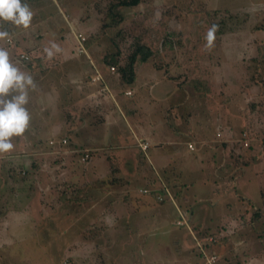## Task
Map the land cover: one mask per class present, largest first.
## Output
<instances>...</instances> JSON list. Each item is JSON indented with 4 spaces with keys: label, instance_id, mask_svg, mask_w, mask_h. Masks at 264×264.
Returning <instances> with one entry per match:
<instances>
[{
    "label": "rangeland",
    "instance_id": "obj_1",
    "mask_svg": "<svg viewBox=\"0 0 264 264\" xmlns=\"http://www.w3.org/2000/svg\"><path fill=\"white\" fill-rule=\"evenodd\" d=\"M113 2L115 1L28 0L26 4L33 12L30 26L25 29L10 22L7 36L11 43L2 38L0 48L9 52L14 65L30 74L27 69L25 71L21 68L16 54L20 50V45L26 42L25 34L33 36L36 42L44 39L46 33L42 35L43 29L37 26L40 21H45L46 17L50 16L49 33L56 39L60 37V33L66 36L71 33L73 21L81 24L79 28L86 38L92 37L88 39L90 42L87 43V47L98 68L100 65L97 64L101 63L104 52L110 55L116 52L124 59L131 52L130 46L140 37L142 39V23H146L140 15L141 7L129 8L122 11L123 20L118 26L102 30L105 13ZM148 3L156 8L157 17L164 6L173 8L175 18L169 21V25L186 34V38L190 40L187 41L189 46L182 51L183 53L179 50L175 52V48L172 51H168L167 48L160 52L154 50V56L138 66L136 77L130 85L134 93L127 99L128 103L135 105L132 112L127 110L124 103H117L115 106L108 93H105L106 96L103 97L105 105L100 104L92 115L95 118L93 126L80 125L82 131H79L81 134L78 137L79 140L83 138L85 143L102 146V149L94 150L92 156L84 163L79 161V149L70 155L75 174L85 170V175L83 176L82 172L80 178L88 182L92 180L89 178L92 171L96 176L103 175V172H106L105 167L110 164L108 157L112 149L109 146L111 143L114 144L115 140L118 142L126 139L132 131L138 132V129L143 128V132L153 134L154 139L160 142L169 135L175 136V132L180 138L181 134L190 128L203 137V141L196 140L195 143L203 149L198 158L191 162L186 157L175 160V152L172 153L174 158L170 163L173 169L177 168L181 181L172 186L174 191L179 192L175 202L177 201L183 210L186 209V215L188 206L180 203V200L183 196L189 199L193 217L199 223L211 219H217L218 222L220 218H224L221 223H226L228 219L230 224L228 226L236 228L229 234L218 237L215 244L222 264H264V150H260V144L264 141V59H262L264 0H149ZM56 4L62 12L58 10ZM86 5L90 9L85 11ZM149 19L150 15L146 20ZM74 28L78 29L75 25ZM211 29L222 31L218 36L217 32L214 33L215 40L218 41L221 37L218 48L213 50L214 53L204 47L202 42ZM64 43H60L62 49L66 47ZM68 43L71 45V42ZM46 44L50 47L55 45L54 42ZM43 46L44 48L36 47L32 50L30 46H26L24 51L30 55L28 65L33 70V74L30 75L37 87L35 90H29V103L26 107L31 118L29 128L22 135L24 138L13 137L11 142L14 144L17 142L18 145L14 146L10 153L0 156V182H6V178L10 176L16 178L15 182H26L32 177L33 182H40L46 187L50 184L55 185L61 188L59 189L61 191L66 188L62 177L69 173V165H62L59 169L61 162L58 157L63 156L54 155L51 149L58 148V145L52 147L47 141L59 138L67 124L68 132L65 134H71L69 127L74 126L75 121L81 118V114L76 116L73 113V108L61 109L59 105L65 87L77 83L78 79L86 76L90 67L88 60L76 53L69 57L70 63L65 64L64 58L61 57L59 58L61 61L58 62L56 58L61 54L49 57L47 53L49 49L45 44ZM192 49L201 52L197 54ZM71 58H74L72 62ZM255 59L259 61L255 62ZM149 64L154 68H150ZM66 67L72 71H66ZM196 72L199 75L197 77ZM164 75L171 80L164 79ZM105 77L109 84L118 83L115 73ZM91 78L88 76L92 82ZM203 78L206 80L204 87L197 88L195 84L199 80H204ZM66 114L69 121H65ZM219 129L224 131V138L230 139L231 134L237 140L240 136L238 132L241 134V131L247 130L254 148L241 147L236 141L234 145L229 142L230 150H226L227 154L216 153L214 146H221L223 143L212 140L210 135L214 137L216 130ZM89 130L91 134L87 133ZM117 133H120V137ZM28 136L33 138L30 141L26 140ZM72 143L77 142L72 139ZM166 146L167 148H164L170 151V143L167 142ZM151 148L154 149L153 146ZM29 150L36 153L30 155ZM168 153H160L163 154L162 160ZM233 154L237 159L232 157ZM155 156L158 154L155 153ZM136 157L138 160L142 158ZM125 163L127 161H124ZM23 166L25 174L19 171L21 176L16 177L17 168L21 167L22 170ZM96 166L99 167L98 171L94 169ZM172 168L166 170L165 180L168 183L171 181L168 177ZM63 169L67 170L66 173ZM71 173L73 174L72 171ZM33 174L35 176H32ZM136 182L143 181L138 178ZM205 182H215L217 185L223 184L228 187L224 190L221 186L211 193L208 191L210 186ZM230 182H237L238 185L229 186ZM182 184L187 188H181ZM7 185L10 186L11 193L0 195V200L12 196V192L15 191L13 182L9 181ZM137 185L138 183L133 182L128 187ZM71 188L73 186L68 185L67 189L71 195L68 196L67 203L75 204L76 200L72 198L76 195L72 193L76 187ZM260 191L263 201L260 199ZM242 192L245 194L244 197L240 194ZM42 197L40 193L39 199ZM44 202L47 204L48 199H44ZM172 205L175 209L174 204ZM127 207L125 204V208ZM24 208L28 209L27 206ZM13 209L11 208L7 216L6 213L0 215V264H132L125 260L126 253L120 254L119 244L125 246L123 238L120 240L109 234L111 238L109 242L95 246L94 240L102 237H91V233L84 232L88 239L90 237L92 239L90 242L84 240L81 232L88 229L87 225L81 226L80 232L73 226L69 227L68 220L71 217L75 218L72 211H67L66 216L58 213L50 218L51 213L47 212L49 209L47 207L43 209L41 204L35 207L31 205L28 211ZM44 214H48L47 221L50 219L55 221L51 226L44 221L45 225L37 228L33 222L34 218L38 219L42 215L45 216ZM84 222L81 221L82 224ZM210 232L216 233L211 230ZM173 233L170 231L163 236L149 233L142 239L140 233L135 237L131 235L133 238L129 237L131 242L128 247L132 250L130 256L134 258L136 264L139 257L143 264H175V256H186L192 251L191 258L195 261L193 239L180 242L175 248V243L171 242L175 237ZM148 245L157 248L156 251L153 252ZM124 250L127 252L126 248ZM181 259H178L177 264L185 263V259L179 262Z\"/></svg>",
    "mask_w": 264,
    "mask_h": 264
},
{
    "label": "crops",
    "instance_id": "obj_2",
    "mask_svg": "<svg viewBox=\"0 0 264 264\" xmlns=\"http://www.w3.org/2000/svg\"><path fill=\"white\" fill-rule=\"evenodd\" d=\"M56 7L60 12H62L57 4ZM88 9L90 8L86 5V8L84 7V10L86 11ZM50 20H51L50 16L46 17L45 21L44 20L40 21L37 26L40 27V29H43L42 35H45L46 33L45 37L43 36L44 39L42 41L36 42L33 40L34 38L33 36H29L25 34L24 40L26 42L25 44L23 43V45H20V50L17 49V51L19 50V52L16 54V56H19V54L21 53H25L24 51H26L25 50L26 46H30L29 48L30 50H32V48L35 49L36 47L44 48L43 45L45 44V46L52 51L53 53L52 57L59 53L61 54L58 55L56 58L58 59L57 60L58 62L61 61L59 59L61 57L62 59L64 58V61L66 62L65 64L70 63L69 57H73L74 53L77 54V52L74 51L76 47L74 33L82 32V30L79 28L81 24L73 21V24H71V33L68 34V36L60 33V37L56 39V37L51 36L49 33L51 31L50 30L51 27L49 26L48 23ZM74 25L78 29L74 28ZM28 39H30L31 42H29ZM46 42L47 43L54 42L56 47L55 48L50 47L48 46V44H46ZM62 42H65L64 44H66V47L63 49L61 47L62 45L60 44ZM68 42H71V45ZM67 44L70 46V48H68L69 46ZM58 47L59 50L57 51ZM23 48L24 50H22ZM41 57L42 56H40V59ZM86 59L88 60V65L90 67L88 74L82 77L81 79H78L77 83L70 84V86L68 85L67 87H65L61 96L62 102L59 105L61 109L73 108L72 109L73 113L76 116L81 114V118L79 117V119L75 121V124H73L74 126L69 127L72 131L71 134L69 135L65 134V132H68L67 126L69 124H67L65 125L66 131L64 130V133L59 138L53 139V140H58V142L55 143L54 141L53 145H50L48 143V145L52 147L55 144L58 145V148H53L51 150L54 153V155L63 156V158L58 157V160H60L61 162V167H59V169L62 168V165L65 166L69 165V173L67 174V176L62 177V180H65V183H67L65 185H68V183L72 184L73 188L71 189H74L76 187L74 189L75 194L73 193V195H76V198H78V196L81 197V200L76 199V201H74L77 207V214L75 215L74 220L85 221L83 224L80 223V226H84V224L88 225L90 222H93V224H99L100 226H105L103 227L104 228L103 230L107 229L105 231L113 234L114 237L123 238L126 247H129L131 238L138 236L139 233L141 234V239H142L144 236H146L149 233L151 235L153 233H157V236H163L165 235V233L167 235L171 231V233L174 232L173 235L175 236L174 240H172L171 242L175 243V248H177L180 242L184 243L185 241H189L191 240L192 237L188 229H186L183 226H177L175 224V220L178 216L176 214L173 205L168 200H165L162 203H158L154 200L153 196L150 193L148 194L142 193L139 190L143 188L146 189L158 188L160 186V182L167 183V181L165 180V178H167L166 170L173 167L170 163V161L172 162V158H174L172 156L173 152H175V158H174L175 160H177V158L179 157L180 158L186 157L190 162L193 161L194 159H197L199 153H201L203 148L201 146L200 147L197 146L195 143H197L196 140L198 142L200 140L203 141V137L199 135L197 132L195 133L192 129L187 128L184 131V133L181 134L180 138H179V134L175 132V136L169 135L167 139L162 138L163 140L161 139L160 142H157L154 139V135L143 132V128L138 129V132L132 131L130 133V136H127L126 139L124 140L121 139V141L118 140V142L115 140L114 144L111 143V146H109V148L112 149V151L110 152V156L108 157V161L110 164L105 167L106 172L105 173L103 172V175L96 176L92 171L91 172L92 176L89 177L92 180L90 182H88L85 179L82 181V179L80 178L81 177L80 174L83 172V176H84L85 170L75 174L76 171L72 166L73 161L69 158V156L75 153L77 149H79L80 150L79 158L84 151H88L91 157L94 150H98V148L102 149V146H94L92 144L85 143L86 141L83 142L84 140L83 138L79 140L78 137H80L81 134L79 133V131H82L80 125L87 124L93 126L95 122V118H93L92 115L96 110V108L100 107V104L105 105V101L103 100V97L106 96L105 95L106 92L102 93L100 91V84L91 82L90 79H88V76L91 78L95 74V69H96L102 75L106 86L108 87V85L109 86L112 85L108 87L110 92L107 95L110 97L111 102L115 106H117V103H124L125 105H127V110H129L130 112L134 110V106H135L134 103L127 102V99L130 98L134 93L130 85L119 89L118 87L115 86V84H109L105 76L106 75L109 76L111 73L108 71L106 66L102 65V62L97 64L102 66V67L99 66V68L101 69L100 70L93 62V59L90 57V54H89V58ZM72 60H74V58L70 59L71 62ZM20 65L22 69L24 70L27 69L30 74H33V70L29 67V65L25 67L22 66V63H20ZM149 67L154 68L152 65H150ZM155 69H160V68H155ZM65 70L66 71L68 70L67 67L65 68ZM51 71L52 69H50V72ZM68 71L71 72L72 70L69 69ZM163 77L166 80H171L170 78H167L166 75H164ZM127 91H130V94H125V92ZM66 117L67 118L65 119V121H69L70 119L67 114ZM216 132H221V136L217 137ZM216 132L214 134V137L212 135H210V137L212 138V140L215 139V141L217 142L219 141V143H223V145H221L222 147L216 145H215L216 147L214 146V148L216 149V153L218 152V154L219 153L227 154L226 150H230L229 149L230 147L228 146L229 142L232 143V145H234L236 143L237 138L235 136H231L230 134L229 135L230 139H226L224 138L223 130L219 129L216 130ZM87 133L91 134L92 132L91 130H89ZM117 134L120 137V133ZM26 138H27L26 140L30 141L31 138L33 137L28 136ZM62 138H65L67 141L64 145L60 144V139ZM72 139L77 143H72ZM49 140L52 139H48V141ZM141 142H147L146 149H142L141 147H139V144ZM167 142L170 143V151L166 149ZM188 142H192L194 144L195 147L194 150H190L187 148ZM16 145H18L17 142L13 146ZM152 146L154 147V149L151 148ZM161 152L163 154L165 152H169L164 160H162L163 154H160ZM34 153L36 152L35 151L30 152L29 150L30 155L31 154L33 155ZM155 153L158 154L157 157L155 156ZM0 156H4V154ZM136 156L142 158L138 160ZM232 157L237 159V156H235L234 154ZM62 161L68 163H64ZM124 161H127V163L124 164ZM23 168L21 170L20 167L18 168V170H21L22 172L26 171L25 166H23ZM54 169L57 168L54 167ZM94 169L95 171H98L99 167L96 166ZM176 169L172 168L170 170L171 173H169L170 177H168V180L170 181L171 179V181L169 182L171 187L174 186L176 182H181L180 174L176 171ZM63 170L66 173L67 170L66 169ZM71 171L73 172V174L72 173L70 174ZM32 176H35V174H33ZM6 177H8V175H6ZM31 178L26 180V182H15L14 180L16 178H11L10 176V178L9 177L6 178L5 180L6 182H0V188L1 187L4 188L5 186L1 185L4 184L6 185L7 189H10V186L7 185V182L11 181L14 183L15 185L14 194H17V196L21 198V200L16 204V208L19 210L26 209L24 208V206L27 205L41 204L43 206L45 205L44 199L54 200V198L60 194L59 189H57L55 185L50 184L46 187L43 184L41 185L40 182H33L34 180ZM138 178H141L143 182H136ZM133 182L138 183V185L135 187H128V185L130 184L131 186V183ZM80 183L82 184L80 185ZM205 183L208 186H210V190L208 191L211 193H214L216 188L220 189L221 186L224 190L226 187H228V186H223V184L217 185L215 182H205ZM182 185L181 188H185V189L187 188V186H184V184ZM231 185L237 186L238 183L230 182L229 186ZM80 192L81 195H79ZM40 193L41 195H43L41 199L42 202H40L39 199ZM240 194L243 195V197L245 195L243 192ZM69 195L71 194L70 192H68L67 189V195H66L67 201L69 199L68 198ZM177 196L179 197V195ZM62 198L64 200L65 196H63ZM260 199L263 201L261 195H260ZM66 200H64L65 204L58 207L53 212H51L50 210L47 211L48 213H51L50 218H53V216H55V214L57 213H62V214L65 213L66 216L67 214L66 211H63L65 208H68ZM181 200L183 201L181 202ZM181 200L180 203L186 204L188 206L186 207L187 208L186 219L188 220V223L193 230H204V231L218 230V232H220V235L224 236L226 234H229L234 229H236L235 227L228 226L230 225L228 219H226V223H221V221H224V218H220L219 219L220 221L218 220V222L217 219L216 220L211 219L210 221L199 223L198 220L193 217L191 203L189 202V199L183 196ZM125 204L128 205L127 208H125ZM28 209L24 211H28ZM60 209L63 210L60 211ZM172 224L174 227L170 226ZM131 235L133 237H131ZM129 237L131 238L129 239ZM148 246L152 249L153 252H155L157 249V248L154 249L150 245ZM129 250L132 251L131 249ZM193 253L194 256L196 257L195 261L194 259L191 258V254H192L191 251V254L186 256L183 255L181 257L175 256V264H177V261L180 258L182 259L179 262L185 259L184 264H196L198 262V257L194 251Z\"/></svg>",
    "mask_w": 264,
    "mask_h": 264
},
{
    "label": "trees",
    "instance_id": "obj_3",
    "mask_svg": "<svg viewBox=\"0 0 264 264\" xmlns=\"http://www.w3.org/2000/svg\"><path fill=\"white\" fill-rule=\"evenodd\" d=\"M27 1L28 0H21V2L25 3V4ZM114 1L115 2H113L112 4H110L108 6V9L105 13V17H104L103 23L101 25L102 30H107L109 28H113V27L118 26L121 23V21L123 20V12L122 11L129 9V8L132 9V8L141 7L142 10L140 12V15L142 16L143 21H145V23H146V24L142 23V25H143V28H142L143 32L141 34L142 39L140 37L136 42L133 43V45L130 46L131 52L129 54H127L124 57V59L121 58L120 56H118V53H116V52L113 53L112 55L104 52V56H102V60H101L102 65H105L111 74L115 73V75H116L118 83H116L115 86L118 85V87L122 88L124 86L131 85L135 79V75H136L138 66L141 63L146 62L148 59L153 57L154 56V53H153L154 50H155V52H160L162 49L167 48L168 51H172L173 48H175V52H177L178 50L180 52H182V51L186 50V48L189 46V45H187V44H189L187 42L189 39L186 38V34L182 31L171 28L169 25V21L171 19L175 18V12L173 11L172 7L164 6L160 10L159 16L157 17L155 14L156 8L153 5H150L148 3L149 0H114ZM148 15H150L149 21L146 20ZM10 26H11L10 22L0 20V30H2V31L4 30L6 32H9ZM214 33H216L217 34L216 36H218V34L222 33V31H215ZM7 38H8V36L4 37V40L6 41ZM91 38H92L91 36H89V38H86L85 43H84L87 53H78L76 51V47H75V52H77L78 55H82L86 58H89V53H88L89 48L87 47V43L90 42V40H88V39H91ZM220 38L218 41L214 39L212 45L209 46L208 41H207V36H206L204 38V41H202L204 44L203 46L207 47V49H211V51H213L214 48H216V47L218 48ZM189 42H190V40H189ZM9 43H11V42H9ZM75 46H76V44H75ZM192 50L194 53H197V54L201 52V51L194 50V49H192ZM203 50H204V48H203ZM213 53H214V51H213ZM21 54H25L27 56V60H23L22 58H20ZM21 54H19L18 59H19V62L22 63V66L25 67L30 63L31 58L27 52L21 53ZM262 59H264V56H262ZM256 61H259V59H255V62ZM110 66H112L114 68L113 71L110 70ZM97 72H98V70L95 69V74ZM191 73H192V71H191ZM100 76H101V79L95 83L100 84V89H102L100 91L102 93L103 92L109 93V89L105 85L104 79H103L101 74H100ZM197 76H199V75L196 72L195 77H197ZM212 79H213V77H212ZM46 80H49V79H46ZM204 80H199L195 84L196 87L197 88L204 87L203 85H205V83H206V80L205 81ZM245 128H248V127H245ZM238 135H240V132H238ZM236 141L239 144V146H241L240 141L239 140H236ZM263 142L264 141H262L261 143H263ZM247 148L248 149L254 148V146H252V142L250 143V145ZM19 171H21V170H18L16 172V176L17 175L21 176ZM25 172L26 171H23L22 174H25ZM68 185L70 187L73 186L70 183H68ZM68 185H65V187H66L65 190L64 189L61 190L60 194L57 195L54 198V200L48 199V203L43 205L42 208L44 209V207L45 208L47 207L51 212H53L58 207L65 204L64 200H66ZM166 187L169 190H171V189L173 190L172 195H173L174 199L176 200V197H177L179 192L177 193L176 191H174V189L170 186V184L168 182L166 183ZM57 189H60V188L57 187ZM156 190H161V188L160 187L154 188L152 191L153 194L150 193L156 202L162 203L165 200H167V198H164L161 201L157 200L156 197L154 196ZM10 193H11V189H7L6 186L4 188L3 187L0 188V195H10ZM12 193H13L12 196H8V197L3 198V200H0V205H1L0 215L1 216H3L5 213L7 216L11 212L10 211L11 208H14L13 211H16L15 210L16 204H17V202L20 201L21 198H16V197H18L17 194H14V192H12ZM73 193L75 194V192H73ZM73 193H72V195H73ZM260 195H262V191H260ZM63 196H65L64 200L62 198ZM76 199L81 200V197L78 196V198H76V197L72 198V200H76ZM40 202H42L41 199H40ZM36 205H39V204H36ZM36 205H33V206L35 207ZM13 206H15V207H13ZM67 206H68V208H65L66 210L60 209V211L63 210V211H66V213H67V211H72V212H74V215L77 214L76 204H72L69 202V203H67ZM77 206H79V205H77ZM27 207L31 208V205H27ZM180 208H182V207H180ZM24 210H27V209H24ZM175 211H176V209H175ZM184 211L186 212V209ZM57 214H55V216ZM63 214L65 215V213H63ZM176 214L178 216L177 211H176ZM47 215H45V216L42 215L38 219L34 218V221H33V222H35L34 225L37 226V228H40L41 225H43V224L45 225V222L48 220L47 218H49ZM185 217H186V215H185ZM177 220H178V217L175 220V224L177 226H183L186 229L191 230L195 239L192 237L191 234L190 235H191L194 242H196V240H199L200 242H202L205 245L206 249L211 250L213 248L214 251L217 253V251L215 250L216 249L215 244L220 237H223V235H220V232H218V230H211V231H215L216 232L215 234H217V235L210 232V230L209 231L208 230L207 231L193 230L192 227H190L187 219H186V221H187L188 226L185 224H177ZM53 221H55V219L54 220L50 219L49 221H47V224L51 226L53 224L52 223ZM69 221H70L69 227L73 226V228H75V230H77V232H80L82 230V227L80 226L81 221H76L72 217H71V219L68 220V222ZM66 222H67V220H66ZM75 223H76V225H74ZM103 227H105V226H100L99 224H93V222L89 223L87 225L88 229L81 232L82 237L84 238V240L89 241V242H90V240H92L91 237H94V236L98 237V238L102 237L101 239H99L97 241L94 240L93 244L95 246H100L101 244H103V242H107V241L109 242V240L111 239L109 234L113 237H114V235L105 231L107 229L103 230L104 229ZM84 232L91 233L90 239H88V237L85 236ZM209 236H212L213 238H215L213 245H212V248L210 247V245L205 244V238H207ZM114 238H118V237H114ZM120 240H121V238H120ZM119 243H120V241L118 240L117 244H119ZM119 245H120V247H119L120 254H121V252L126 253V254H124V256H125V260L127 261V263L132 262V264H136V261L134 260V258L130 256V255H132V251H130L129 248L126 246H121V244H119ZM125 248L127 249V252L124 250ZM194 252L196 253V255L198 257V262L196 264H199L200 256H199V253L197 252L196 246H195ZM219 258L220 259H219L218 264H222L221 256H219ZM138 259L140 260V262H139V260H137V263L143 264L141 261V258L139 257Z\"/></svg>",
    "mask_w": 264,
    "mask_h": 264
},
{
    "label": "clouds",
    "instance_id": "obj_4",
    "mask_svg": "<svg viewBox=\"0 0 264 264\" xmlns=\"http://www.w3.org/2000/svg\"><path fill=\"white\" fill-rule=\"evenodd\" d=\"M32 17V10L21 0H0V20L27 29ZM214 31L211 29L208 32L209 46L215 38ZM7 35V32H0V39ZM48 55H53L51 50H48ZM36 87L33 77L14 65L9 52L0 48V155L10 153L14 147L12 138L22 136L29 128L31 117L26 106L29 103V90Z\"/></svg>",
    "mask_w": 264,
    "mask_h": 264
},
{
    "label": "built area",
    "instance_id": "obj_5",
    "mask_svg": "<svg viewBox=\"0 0 264 264\" xmlns=\"http://www.w3.org/2000/svg\"><path fill=\"white\" fill-rule=\"evenodd\" d=\"M74 37H75V41H76V51L78 53H87V51L85 49V45H84L85 40H86V36L82 32H75ZM6 41L10 42V38H7ZM20 58H22L23 60H27V56L25 54H21ZM110 70L113 71L114 68L112 66H110ZM100 79H101V76L98 72L91 78L92 82H97ZM125 94H130V91L125 92ZM246 131L247 130L241 131V134L238 137V140L240 141L241 147H244V148H247L250 145V143L252 142V140H250V138H249L250 134H248ZM216 136L220 137L221 132H216ZM66 142L67 141L65 138L60 139V144L64 145ZM48 143L50 145H53L54 141L49 140ZM139 147H141L142 149H146L147 142H141L139 144ZM187 147L190 150H194V148H195L194 144L192 142H188ZM260 150H264V142L260 144ZM89 158H90V153L88 151H84L80 155L79 161L81 163H84ZM159 187L161 188V190H156L155 195H154L156 197V199L161 201L164 198H167V200L169 202L174 204L175 209L178 213L177 224L187 225V221H186V217H185V211L182 208H180V206L178 204H176L171 190H169L166 187V183L160 182ZM139 191L142 193L153 194L152 193L153 189L143 188V189H140ZM188 230L190 231L192 237L194 238V235L192 234L191 230L190 229H188ZM214 240H215V238H213L212 236H209V237L205 238V244L210 245V247L212 248ZM195 246H196L197 252L199 253V256H200L199 264H218L219 263V259H220L219 255L214 251L213 248L211 250L206 249L205 245L202 242H200L199 240H196Z\"/></svg>",
    "mask_w": 264,
    "mask_h": 264
}]
</instances>
